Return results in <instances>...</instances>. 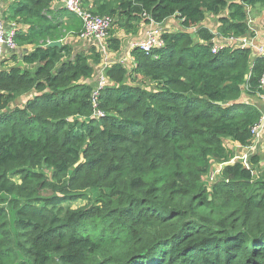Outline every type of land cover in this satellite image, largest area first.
Segmentation results:
<instances>
[{
    "label": "trees",
    "instance_id": "16d2710c",
    "mask_svg": "<svg viewBox=\"0 0 264 264\" xmlns=\"http://www.w3.org/2000/svg\"><path fill=\"white\" fill-rule=\"evenodd\" d=\"M53 2L14 0L2 17L31 49L0 63V264H264V168L235 161L205 181L252 145L264 113L247 102L264 95V56L214 54L215 33L253 35L264 0H85L126 32L182 27L148 55L133 48L132 70L108 67L94 101L100 56L47 47L82 27L65 9L53 17Z\"/></svg>",
    "mask_w": 264,
    "mask_h": 264
},
{
    "label": "built area",
    "instance_id": "2783aa9c",
    "mask_svg": "<svg viewBox=\"0 0 264 264\" xmlns=\"http://www.w3.org/2000/svg\"><path fill=\"white\" fill-rule=\"evenodd\" d=\"M61 3L63 9L68 11L69 13L78 17L82 23V30L76 36L79 39L83 40H90L98 46L101 51H108V40H109V32L113 28L114 19L108 15H96L93 14L91 9L87 8L84 5L85 0H54L53 4ZM145 17L147 15L143 14ZM251 19L249 18L248 25L250 24ZM4 20L0 15V63L3 61L4 58V51H15L17 50V46L14 43V28H7L6 24H4ZM160 24L154 23L152 20L149 22V28L145 33L144 40L136 43L134 48H139L145 54H150L156 49H160L164 46V42L162 40V35L165 33V26L161 28ZM190 30L195 31V28ZM189 30V31H190ZM252 32V31H251ZM215 33V32H214ZM253 33V32H252ZM224 48H247L252 52L253 56H264V44H258L257 39L253 33L251 36L246 37H228L223 38L215 33V39L213 41V46L211 48L212 53H217ZM105 67H107L105 65ZM111 67V65H109ZM135 67V63H132L131 67L126 69L132 70ZM106 70V69H105ZM103 73L100 78L98 79L97 84L94 87V91L92 93V100L94 101L99 92L104 88L107 84V79ZM260 88H264V71L259 81ZM258 98L264 101V95L259 94ZM264 133V113L261 116V120L259 124L252 128L251 134L253 135V145L250 147H243L242 156L233 157L232 160L223 164H214L213 169L209 171L207 174L210 177V180L213 178H217L223 169L224 166L230 165L235 161L241 162L246 168L249 167V158L254 153V145L257 141V138L260 134ZM247 153V155H246ZM207 179H205L206 181Z\"/></svg>",
    "mask_w": 264,
    "mask_h": 264
},
{
    "label": "crops",
    "instance_id": "0c3cea01",
    "mask_svg": "<svg viewBox=\"0 0 264 264\" xmlns=\"http://www.w3.org/2000/svg\"><path fill=\"white\" fill-rule=\"evenodd\" d=\"M11 0H0V15L1 17L4 18V15L8 13L9 11V6ZM87 8L92 9L91 3L89 2L86 5ZM51 11L53 12V17H57L58 19L61 20V23L63 22V19L61 15V11H64L61 3L55 2L52 7ZM70 14V13H68ZM72 15V14H70ZM74 16V15H73ZM76 17V16H75ZM213 17V16H210ZM253 18L251 19V22L249 24V29L252 31L257 39L258 44H264V10L261 9L260 13L257 14H252ZM2 18V19H3ZM56 18V19H57ZM78 18V17H77ZM52 19V18H50ZM79 19V18H78ZM208 20L206 19L204 21L207 22ZM5 22V21H4ZM6 24V23H5ZM217 26V23H214V26H212L211 31H215V27ZM149 24H145V22H140L139 25H137L136 29L132 30L131 32H126L123 27H118L117 25H114L112 28V33L109 34V39L110 38H115L118 41H120V48L118 51H111L108 49V51H101L96 44L90 40H83L79 39L75 36H70L66 35V38H64L61 43L70 45L72 47L73 55H77L80 53H84L87 55L92 54L93 52L95 54H98L100 56V61L94 66V73L92 76V79H90L88 82L95 86L98 82V79L100 76L105 72V69H108L109 65H114L120 63L122 66L125 68L131 67L132 63H134L133 57L131 55V50L134 48V45L136 43H139L144 40L145 33L147 29L149 28ZM205 27H207L205 25ZM8 28V27H7ZM181 24L179 21L174 20V18L169 19L167 21V24L165 26V31L168 32H175L178 30H181ZM82 30V27H81ZM80 30V31H81ZM111 35V36H110ZM24 49L30 50L31 48H22V49H17V52L19 54L24 53ZM5 55L3 58V61L5 62V65H11V61H7L8 57H10L11 51H4ZM14 53V52H13ZM9 54V56H8ZM105 65L107 67H105ZM231 145L235 147V144L229 142ZM236 149V147H235ZM234 149V150H235ZM254 153L253 156H256L259 154V152L264 153V133L260 134V136L257 138V141L255 142L254 145ZM234 157H236L237 154L234 153ZM225 167V166H224ZM223 167V168H224Z\"/></svg>",
    "mask_w": 264,
    "mask_h": 264
},
{
    "label": "rangeland",
    "instance_id": "374dc122",
    "mask_svg": "<svg viewBox=\"0 0 264 264\" xmlns=\"http://www.w3.org/2000/svg\"><path fill=\"white\" fill-rule=\"evenodd\" d=\"M12 1H14V0H11V2H10V4L12 3ZM62 5V4H61ZM251 13L249 14V18H253L252 17V14H257V13H260L261 12V10H259L258 8H256L255 10H249ZM174 20H176V21H178L177 19H175L174 18ZM207 22H205V24H204V22L202 23V25L203 26H207L209 29H213L212 28V26H214V23L216 22V18L215 17H207ZM5 24V23H4ZM7 25V24H6ZM191 32H193V30H190ZM131 69V68H130ZM129 69V70H130ZM248 100H247V102L248 103H251V104H253V105H255V106H259V107H263L264 105L262 104V103H260L259 101V99H257L256 97L255 98H247ZM25 101V100H24ZM225 145H228V148L229 149H233V145H231L228 141H226V144ZM253 145V144H252ZM243 150H244V148L243 147H240V146H236V149H235V151H234V153L235 154H237L238 156H243L244 155V153H243ZM236 155V156H237ZM246 155H247V153H246ZM258 156H259V159H260V162L258 163V164H256V165H253V162H252V160H250L249 161V164L251 165V166H256V167H259V169H262V168H264V153H262V152H259V154H258ZM213 166L214 165H212L211 166V169H213ZM250 167V166H249ZM210 169V170H211ZM205 179H207L206 180V184L207 185H211L212 183H214L215 181H216V178H213L212 180H210V177L206 174V176H205ZM14 181H16V182H18V180H17V177H14ZM84 205H86V201H77V202H75V203H72L71 205H70V207L72 208V209H77V208H80V207H82V206H84Z\"/></svg>",
    "mask_w": 264,
    "mask_h": 264
},
{
    "label": "water",
    "instance_id": "95a60500",
    "mask_svg": "<svg viewBox=\"0 0 264 264\" xmlns=\"http://www.w3.org/2000/svg\"><path fill=\"white\" fill-rule=\"evenodd\" d=\"M166 24H167V21L161 23L159 26H160L161 28H163L164 26H166ZM61 45H62L61 41H54V42H49V43L47 44V47H57V48H59V47H61ZM13 52H14V53H18L17 50H15V51H13ZM17 64H18V66H23V63H22L21 60L18 61ZM18 101H20V99H19Z\"/></svg>",
    "mask_w": 264,
    "mask_h": 264
}]
</instances>
